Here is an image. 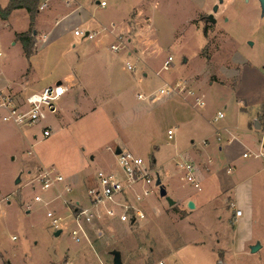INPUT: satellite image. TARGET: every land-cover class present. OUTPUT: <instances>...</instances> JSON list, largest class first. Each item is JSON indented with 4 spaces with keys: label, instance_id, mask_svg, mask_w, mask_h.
<instances>
[{
    "label": "rangeland",
    "instance_id": "rangeland-1",
    "mask_svg": "<svg viewBox=\"0 0 264 264\" xmlns=\"http://www.w3.org/2000/svg\"><path fill=\"white\" fill-rule=\"evenodd\" d=\"M81 1L108 29L113 24L129 29L132 44L97 30L94 47L110 55V45L118 44L121 49L115 54L121 55V74L134 82L130 106L104 107L113 119L134 113L137 123L130 149L150 164L152 154L160 151L164 166L157 177L167 197L176 200L181 210L168 207L158 187L137 185L128 195L132 201L143 189H151L143 201L133 202L144 213L142 221L121 223L94 215L87 221L75 210L73 191L66 194L63 188L61 196L63 182L42 189L39 176L47 172L51 177H69L72 164L77 171L92 175L95 166L107 164V156L98 153L92 164L82 165L61 131L43 139L42 126L58 123L50 112L29 127L1 123L0 264H112L113 250L121 253L122 264H264V159L254 156L264 144V130L247 128L259 114H263L260 123L264 126V14L258 0H223L222 4L194 0L193 9L185 0H107L104 8L98 4L101 0ZM215 5V24H205L202 17L211 14ZM196 8L202 17L194 14ZM193 15L199 19L188 25ZM4 34L0 32V37ZM58 42L53 51L54 43L38 47L42 53L51 51L52 64L60 57L68 60L69 55L73 58L92 50L83 38L71 34ZM169 56L172 66L163 70L162 63ZM126 62L132 72L125 68ZM58 70H64L62 64L56 66ZM174 83L191 89L193 95L185 101H161L167 96L160 95L159 89ZM138 94L142 99L137 100ZM196 97H202V106L195 105ZM219 110L224 119L214 123ZM169 130L172 139H167ZM215 130L221 132L219 140ZM119 135L123 139V133ZM145 136L154 140L147 147ZM232 136L245 146L228 165L218 147ZM244 152L248 156L242 157ZM189 154L195 160H187ZM184 159L200 166L201 176L194 174L199 189L177 166ZM114 166L119 170L116 162ZM88 189L83 184L79 205L84 204ZM36 196L39 201L34 200ZM227 197L238 203L235 209L243 214L240 219L234 220V209L225 206ZM58 230L61 233L55 236ZM255 242L261 248L250 253Z\"/></svg>",
    "mask_w": 264,
    "mask_h": 264
},
{
    "label": "crops",
    "instance_id": "crops-1",
    "mask_svg": "<svg viewBox=\"0 0 264 264\" xmlns=\"http://www.w3.org/2000/svg\"><path fill=\"white\" fill-rule=\"evenodd\" d=\"M185 1L192 9L194 8V0ZM8 2L9 0H0V6L5 7ZM40 5V13L36 17L32 27L30 26L29 15L24 9L12 11L5 20L0 18V32L5 33L0 37V74H2L0 78V93L9 92L20 99L30 94L38 93L43 88L57 82L63 83L66 91L64 95L55 102L54 110L51 112V114L57 118L56 120L58 123L55 125L53 123L51 125H44L42 129L49 128L51 134L54 131H61L63 135L69 138L73 148L78 154V160L82 165L92 164L98 153L102 156L106 155L108 158L106 165H104L103 161L101 168L95 166L96 169L92 175H85L82 173L83 171H77L79 169L77 165L72 164L74 169L70 170L71 174L69 177H63L62 182L64 187L59 189L60 195L63 196L64 190L66 194L73 191L75 202H78L81 198L83 184L84 186H89V188L96 185V174L98 171H102L106 174L119 173V170L114 166V162H116L114 154L116 148L128 150L137 155L130 149L131 139L134 137L133 135H135L133 130L134 125L137 123L134 113L133 116L129 113L130 115H127V117L118 115L113 119L109 116V113L104 107V105L112 104L130 106L134 101V82L129 76L126 77L121 74V67L119 68L121 55L115 54L120 51L121 47L118 44L112 43L109 47L110 55H105L103 51L94 47V45L98 44L96 43L98 28H100L101 32L107 31L115 40L126 38L127 43H131V39L128 37L130 32L129 29L125 27V24L123 26L111 24V28L108 29L101 19L93 16L92 11L87 8L81 0H41ZM107 5L108 3L105 7H107ZM196 9L194 14L199 16L198 8ZM195 15L187 19L188 25L196 23L198 19L203 16L200 15L199 18H197V16L194 17ZM206 17V15L202 17L204 23ZM30 28L34 30L31 35L34 38V47L32 55L27 58L21 43L16 40L15 36L29 31ZM75 30L93 34V37L90 39L83 38L86 45L91 46L92 50H90L88 54L77 55L73 58L69 55V57L67 56L68 60L64 57H60L55 59V63L53 62V64L49 62V54L59 45L58 41L66 34L77 37L74 35ZM39 31L41 32L40 36L38 35ZM98 42H100V40H98ZM53 43L54 47H52L51 51L43 53L39 51V44L40 46H49ZM111 46H118L119 50L114 51L111 49ZM133 53H137V50L134 49ZM131 54L132 52L127 53L128 56ZM92 62H94L95 65L92 66ZM60 64L63 65L64 70L61 72L58 70L57 73L56 66ZM127 64L129 63H125V68ZM101 74L103 75L101 76ZM188 91L193 93L191 89H186L185 92L168 95L161 101H165L166 103L172 99H175V101H185V99H188L190 96L187 93ZM136 98L137 100L142 99L140 94H138ZM153 98L154 97H151L149 101H154ZM199 99L202 100V97ZM218 112L221 111L219 110L217 113ZM215 116L213 117V122ZM186 117L187 115H185L184 118ZM262 118L263 114H259L253 119L252 123H249L247 126L248 130H250L251 127L254 128L256 120L259 124L258 130H264V126L260 123ZM222 119H224V116ZM114 122H116L117 125ZM1 123L4 122L0 121V125ZM225 127L226 126H223V129H221L223 132L226 130ZM119 132L123 133V139L120 138ZM214 133L213 134L219 140L220 130H215ZM223 135L226 136V134ZM144 138L146 140L145 147L154 142L152 136H145ZM206 138L207 137L203 140L206 142L205 146L209 147L210 145L206 141ZM226 140V143L218 147V150L224 156L226 163L230 165L235 162L236 152L245 145L235 136H232L230 139L226 137ZM263 145L260 146L261 150L260 148L256 149L255 154L263 150ZM159 152L160 151H156L152 154L151 161V165L158 175V170L164 166V163L161 162L159 158ZM244 153H242V157ZM186 157L187 160H195L194 156L191 154ZM182 162L188 161L184 159L179 163ZM192 165L194 166V164ZM194 167V174L197 173L198 176H201L199 173L200 168H197L200 166ZM204 167L206 170H209L206 164ZM232 184L233 183L228 180V186L232 187ZM68 189L70 190L69 192L67 191ZM85 198L84 204L82 205L88 206L87 193ZM226 200L225 206L229 204L234 211L238 210V208L235 209L238 203H236L234 199L227 197ZM174 202L175 205H173L171 209L174 208L179 212L181 209L176 206V200ZM177 214L180 218L182 217V213ZM242 216L243 214H241L240 217ZM240 217H236L235 214H233L234 220L240 219Z\"/></svg>",
    "mask_w": 264,
    "mask_h": 264
},
{
    "label": "built area",
    "instance_id": "built-area-1",
    "mask_svg": "<svg viewBox=\"0 0 264 264\" xmlns=\"http://www.w3.org/2000/svg\"><path fill=\"white\" fill-rule=\"evenodd\" d=\"M100 7H105L107 0L98 2ZM74 35L81 38H92L93 34L86 33L80 30H75ZM111 49L118 51V46H111ZM173 59L171 56L163 62L162 69L168 70L172 66ZM127 70L132 71L133 67L126 65ZM66 89L63 83L53 84L43 88L38 93L30 94L24 98H17L9 92L0 93V121L10 123L17 127H29L40 123L46 118V112H53L54 103L57 102L65 93ZM186 89L180 83L165 85L158 93L163 96L185 92ZM193 95L192 92H187ZM195 105L202 106L203 101L195 98ZM53 107V110L50 108ZM223 113L218 112L214 118V122H218L223 118ZM51 134L49 128L42 129V138H47ZM168 139L172 138V131L167 132ZM248 156L246 153L243 157ZM255 157L264 158V149L254 154ZM116 165L119 168V173L106 174L98 171L96 174V185L90 187L87 191L88 206L79 205L74 202V207L78 216L84 217L90 221L94 217L97 219H115L121 223L132 224L139 223L145 216L143 211L133 202L139 203L144 200V197L151 193V189L145 188L141 195H136L134 201L129 198L132 188L137 185L154 186L157 180V172L150 163L144 161L143 158L133 154L132 152L120 149V152L115 155ZM177 166L185 171L186 180L199 189L195 182L194 171L195 167L188 162L177 163ZM39 181L42 183V189H48L52 185L61 183L63 177L59 174L51 177L47 172H43L39 176ZM70 191L69 189L67 190ZM1 196V194H0ZM39 201V197L34 198ZM67 203V202H66ZM236 217L241 216L240 210L234 211ZM47 217L51 218L52 214L47 213ZM78 227L79 223H78ZM72 236L77 241V232L74 230Z\"/></svg>",
    "mask_w": 264,
    "mask_h": 264
},
{
    "label": "trees",
    "instance_id": "trees-1",
    "mask_svg": "<svg viewBox=\"0 0 264 264\" xmlns=\"http://www.w3.org/2000/svg\"><path fill=\"white\" fill-rule=\"evenodd\" d=\"M40 2L41 0H9L5 7L0 6V18L5 20L9 17L12 11L16 9H24L29 15L30 26L32 27L36 17L40 13ZM33 31L34 30L30 28L29 31L15 36L16 40L21 43L27 58L33 53L34 38L31 36Z\"/></svg>",
    "mask_w": 264,
    "mask_h": 264
},
{
    "label": "water",
    "instance_id": "water-1",
    "mask_svg": "<svg viewBox=\"0 0 264 264\" xmlns=\"http://www.w3.org/2000/svg\"><path fill=\"white\" fill-rule=\"evenodd\" d=\"M259 2V6H260V11H261V16H263L264 14V0H258ZM219 4L223 3V0H218ZM218 10V5H215L213 8V12L211 14H209L206 19H205V23L206 24H215V17L214 14L217 12ZM57 84H60V82H57ZM51 110H53V107L50 108ZM255 129H259V124L258 121H255V125H254ZM263 149H264V145H263ZM120 152V148H116L114 154H118ZM18 182V181H17ZM155 185L158 187L159 189V196L162 198H165L167 204L169 207H172L173 205H175V202L170 199L169 197H167V192L165 190V187L162 186L161 181L159 178H157ZM190 208H193V205L190 203L189 204ZM133 223V221L131 220V224ZM61 233L60 230L55 232V236H58ZM261 248V245L259 242H255L253 245L250 246V253H255L257 252L259 249ZM110 255L112 256V264H122V257H121V253L117 250H113L110 252ZM218 264H224L222 263V261H219Z\"/></svg>",
    "mask_w": 264,
    "mask_h": 264
}]
</instances>
